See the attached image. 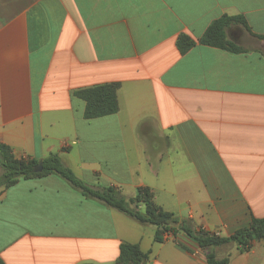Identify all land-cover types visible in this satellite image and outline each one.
I'll return each instance as SVG.
<instances>
[{"label": "crops", "instance_id": "1", "mask_svg": "<svg viewBox=\"0 0 264 264\" xmlns=\"http://www.w3.org/2000/svg\"><path fill=\"white\" fill-rule=\"evenodd\" d=\"M223 15L264 35V0H0V143L17 159L57 154L92 189L147 187L219 237L263 219L264 41L232 27L246 53L199 45ZM180 35L196 42L184 55ZM108 83L118 112L85 120L73 93ZM155 231L56 175L0 193L4 264H114L121 243L149 252L145 264H206L186 237L157 244ZM209 252L264 264V238Z\"/></svg>", "mask_w": 264, "mask_h": 264}, {"label": "trees", "instance_id": "2", "mask_svg": "<svg viewBox=\"0 0 264 264\" xmlns=\"http://www.w3.org/2000/svg\"><path fill=\"white\" fill-rule=\"evenodd\" d=\"M232 27H240L256 39L264 41V35L251 32L243 16L223 15L208 26L197 43L231 54H244L246 50L243 47L227 38V30ZM195 45L196 42L185 35H180L176 41V47L181 55L186 54ZM118 89V83L101 84L77 90L73 96L85 104L83 118L93 120L118 112ZM39 162H42V170L36 172L35 167ZM0 169V193L15 185L19 179L29 180L56 175L68 182L85 198L97 200L140 225L154 226L156 231L153 241L157 244L163 243L169 237L174 239L179 235L186 237L200 251L206 253V264H227V259L215 260L212 252H209L212 248L234 243L241 252H248L254 242L264 238V218H252L247 228L236 231L230 237H219L214 233L195 229L188 220L164 211L154 203L153 194L147 187L137 188L135 196L130 198L123 197L118 190L110 186L92 189L76 178L70 169L64 167L57 154H50L41 161L17 159L9 146L0 143ZM148 256L149 252H141L137 245L121 243L119 257L114 264H145ZM0 264H4L2 260Z\"/></svg>", "mask_w": 264, "mask_h": 264}, {"label": "rangeland", "instance_id": "3", "mask_svg": "<svg viewBox=\"0 0 264 264\" xmlns=\"http://www.w3.org/2000/svg\"><path fill=\"white\" fill-rule=\"evenodd\" d=\"M239 28H240V27H239ZM240 29H241V28H240ZM230 36H231L232 39L237 40V41L240 43V41H239V36H238L237 34L234 35V32H231V35H230ZM210 251H211V250H210Z\"/></svg>", "mask_w": 264, "mask_h": 264}, {"label": "water", "instance_id": "4", "mask_svg": "<svg viewBox=\"0 0 264 264\" xmlns=\"http://www.w3.org/2000/svg\"><path fill=\"white\" fill-rule=\"evenodd\" d=\"M42 170V162H39L37 166L35 167L36 172H40Z\"/></svg>", "mask_w": 264, "mask_h": 264}]
</instances>
